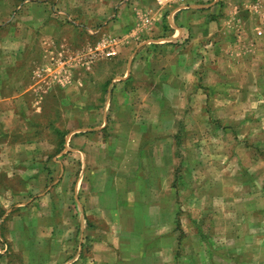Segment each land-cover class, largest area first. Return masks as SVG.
Masks as SVG:
<instances>
[{"label": "rangeland", "instance_id": "obj_1", "mask_svg": "<svg viewBox=\"0 0 264 264\" xmlns=\"http://www.w3.org/2000/svg\"><path fill=\"white\" fill-rule=\"evenodd\" d=\"M136 1L0 0V264H264V0H226L222 16L209 14L223 26L175 44L191 48L194 74L181 78L184 90L163 75L175 90L156 86L160 93L147 69L159 68L150 40L161 37L148 32L167 29V12L151 25ZM122 7L134 8L130 28ZM133 56L141 71L126 85L141 91L122 93L117 86ZM156 94L174 106L111 105ZM120 114L142 121L139 156L169 160L172 172L159 173L168 180L161 199L170 201L157 236L149 225L123 230L111 263L88 246L82 203L91 169L113 159L103 156L113 142L107 128ZM134 176L143 189L147 174Z\"/></svg>", "mask_w": 264, "mask_h": 264}, {"label": "crops", "instance_id": "obj_2", "mask_svg": "<svg viewBox=\"0 0 264 264\" xmlns=\"http://www.w3.org/2000/svg\"><path fill=\"white\" fill-rule=\"evenodd\" d=\"M202 2H204V0H183L182 3H177L176 0H174L164 6H159L157 0H139L134 3L135 5L137 4L148 9L151 15L149 18L151 20L149 22L151 25H154L156 22L163 19L160 17L161 10L164 11V14L167 12L164 18L167 29L165 30V28H162V32L156 30L155 33H151V30L148 32V35L157 34L161 37V40H150V42H156L158 45L157 52L152 54V62L160 64L159 68L156 66V68L154 67V71L152 69H147V72L150 73V75L157 74L154 76V78L156 77V80L153 83L154 85L156 84L154 88L159 86L163 92H173L175 90V87L169 86L171 82L167 84V81H162V76L166 75L167 77H174L172 84L177 82L176 84L180 85V89L184 90L181 88V84L184 83L181 81V78L187 77L191 73L194 74L193 71L195 68L194 66L192 67L191 48L183 46L185 49L181 52L175 50V44L181 45V43L187 38L186 35L188 33L194 36V43L197 42L198 39L202 41L208 36L206 35L207 31L205 30L214 27L215 29H219L220 26L225 24L224 18H219L218 16L212 17L209 14L214 12V10L215 13L220 10V16H222L223 14L221 10L225 5L224 3L226 0H215V4L212 3L209 5H202ZM170 7H172V9L167 10V8ZM133 9L134 8L127 9L126 7H122V26H128L130 28L134 22ZM143 24L147 26L146 23ZM253 26L257 35H259V30H261L260 26H258L257 23L253 24ZM221 30L220 32H222ZM220 32L219 35L221 34ZM159 45L163 46L160 47ZM172 47L174 50L170 51ZM133 57H135L136 60H134ZM133 57L129 59V69H126L124 72L122 85L117 86L118 90L122 88L120 89L122 90V93L125 91H132L133 93L141 91V88L138 85H135L134 87H127L126 85L131 78H133L132 76L138 75L137 71H141L137 70V68L133 69L132 67L136 65L137 60H141V57ZM131 60H133V62H131ZM141 65H143V62ZM149 66L150 65H147V67ZM177 77L178 79L176 80ZM157 93H160L158 88ZM159 95L161 94H156V96H152L149 100H128L126 98L124 100L122 99V96H120V98L116 100L112 99L111 105L114 109L125 108L131 105L139 108H143L144 106H174L175 103L170 102L167 103V105H164V101L160 99L161 97ZM172 101L174 102L173 99ZM141 122L142 121L140 120H135L133 123H128L125 120H122V114L112 117V120L108 123L107 133L109 134L108 140L113 142L110 144L109 149H106V154L103 156L110 155L113 159L110 158L105 164L106 157H102V159L99 158V161L103 160V163H101V165H95V170H93V168L91 169L93 179L91 182H88V192L83 198L84 201L82 204H84L85 207L82 211L84 213V215L82 214V218L88 219V224L90 225V228H92V239L90 238L91 241H88V246L94 253V256L95 253H101V258L106 259L111 263L118 260L117 256L114 259L113 253L122 252V246H124L122 244L123 230L127 228H133L136 230L137 227L143 228L149 225L150 234L154 233V236H157L159 214L164 203L167 204L170 201L169 197H166L167 200L163 201L161 199L162 193L159 191V189H162V185H164L165 188L168 186L167 177L165 181H161L159 173L164 175V171L166 173L172 172L169 160H166V162L163 163H157L155 161L150 162L146 158L144 159L139 156V144L142 141V138H144L142 129H140ZM157 123L158 122H156V124ZM144 124L147 126L149 125L150 133L153 130L156 132L162 130L163 133L158 132L160 134L159 137L161 138L169 135V133H167L168 131H165V127L156 126L155 124V127L152 128L150 123ZM168 150L169 147H166V156H169ZM106 170L109 171V174ZM142 171L147 174L146 179H144L146 185L143 189H141V185H139V180L142 178L134 176V174L138 172L141 173ZM151 173H155L154 176ZM107 181L108 186L110 187H106ZM106 189H108V192L105 191ZM167 189L169 191V188ZM168 194H171V191L170 193L168 192ZM134 204L138 205V209H134ZM95 224L101 225V227L97 226V228H95ZM157 246L158 243L156 244V247Z\"/></svg>", "mask_w": 264, "mask_h": 264}]
</instances>
